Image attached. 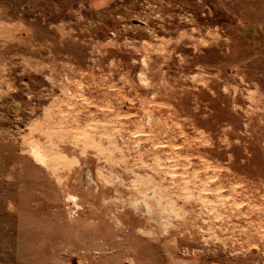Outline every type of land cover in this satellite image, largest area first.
Here are the masks:
<instances>
[{"label":"rangeland","instance_id":"rangeland-1","mask_svg":"<svg viewBox=\"0 0 264 264\" xmlns=\"http://www.w3.org/2000/svg\"><path fill=\"white\" fill-rule=\"evenodd\" d=\"M0 264H264V0H0Z\"/></svg>","mask_w":264,"mask_h":264}]
</instances>
